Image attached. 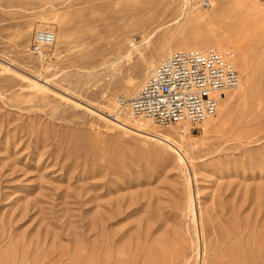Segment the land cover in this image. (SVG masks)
I'll return each mask as SVG.
<instances>
[{"label": "rangeland", "instance_id": "374dc122", "mask_svg": "<svg viewBox=\"0 0 264 264\" xmlns=\"http://www.w3.org/2000/svg\"><path fill=\"white\" fill-rule=\"evenodd\" d=\"M201 1L0 0V264H264V0ZM183 49L232 53L214 117L118 111Z\"/></svg>", "mask_w": 264, "mask_h": 264}, {"label": "built area", "instance_id": "2783aa9c", "mask_svg": "<svg viewBox=\"0 0 264 264\" xmlns=\"http://www.w3.org/2000/svg\"><path fill=\"white\" fill-rule=\"evenodd\" d=\"M201 7L210 6L208 0ZM48 30L36 32L29 52L36 56L55 43ZM136 40L129 43L132 48ZM239 85L229 50L183 49L169 53L131 96H117L120 112L151 121L159 128L175 126L180 133L214 117L222 95Z\"/></svg>", "mask_w": 264, "mask_h": 264}, {"label": "bare ground", "instance_id": "6f19581e", "mask_svg": "<svg viewBox=\"0 0 264 264\" xmlns=\"http://www.w3.org/2000/svg\"><path fill=\"white\" fill-rule=\"evenodd\" d=\"M188 2V0H186V3ZM189 3V2H188ZM209 7V6H208ZM208 7H206V8H208ZM205 9V8H204ZM134 47H135V45H134ZM133 47V48H134ZM131 54V53H130ZM129 54V55H130ZM164 59V58H163ZM239 84H240V77H239ZM238 87H239V85H238ZM225 94V93H224ZM224 95H222L221 96V98L223 97ZM221 98H220V100H221ZM224 98V97H223ZM222 98V99H223ZM225 99V98H224ZM224 101V100H223ZM115 104H116V102H115ZM117 106V105H116ZM118 108V107H117ZM118 111H120L119 109H118ZM125 114V113H124ZM111 118H112V120H114L115 122H117V123H122V124H124V121H122L116 114H114L113 116H111ZM141 120H143V119H141ZM145 120H147V119H145ZM149 123H152L151 121H149V120H147ZM207 122V121H206ZM148 123V124H149ZM205 123V122H204ZM148 124H146V123H136V125H138V128H146L147 127V125ZM168 138V137H167ZM158 140H160L161 141V143L160 144H162V145H164V146H166V147H168V148H170V149H174L175 148V146L173 145V143L170 141V140H168V139H164L163 137H162V139L161 138H159Z\"/></svg>", "mask_w": 264, "mask_h": 264}]
</instances>
